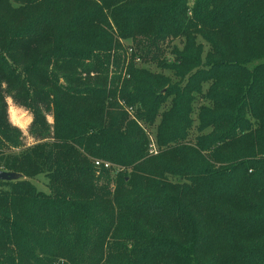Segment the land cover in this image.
Masks as SVG:
<instances>
[{"label": "trees", "instance_id": "obj_1", "mask_svg": "<svg viewBox=\"0 0 264 264\" xmlns=\"http://www.w3.org/2000/svg\"><path fill=\"white\" fill-rule=\"evenodd\" d=\"M256 1L194 0L189 7L188 0H0V170L20 175L0 181V264H125V256L129 264H264V63L254 67L252 80L244 84L241 67L264 56V10ZM169 37L185 39L181 48L172 46L174 63L160 60ZM199 37L202 42L197 43ZM116 38L142 43L146 60L169 73L136 71L125 82L128 89L116 91L115 82L107 87L109 58L94 56V50L119 49ZM202 46H209L208 57L213 54L207 63L194 54ZM119 60L115 58L117 66ZM82 67L99 73L98 84L74 87L80 80L73 72ZM27 81L40 93L16 100L27 109L37 98L53 104V138L65 148L67 169L53 170L50 142L19 152L17 143H7L16 131L3 118L1 85L13 94ZM107 95L111 105L116 95L127 105H141L143 112L137 116L148 123L163 106L156 137L159 144L170 146L149 164L154 172L145 169L149 160L141 130L129 124L124 113L108 112ZM63 98L70 101L69 111L61 112ZM192 115L198 149L181 143L193 124ZM37 124V133L47 136L46 122ZM229 142L258 152L232 161L225 152ZM205 150L213 162L226 167L204 172L198 164L205 163L200 154ZM85 156L185 183L158 182L159 194L133 186L126 193L124 187L134 176L126 182L118 173L113 198L117 216L123 209L134 221L154 219L158 227L151 234L136 227L119 234L125 225L118 223L110 234L112 229L104 232L105 222L90 212H106L111 201L104 199L103 185L92 184ZM103 165L97 167L104 176L110 169ZM38 175L45 176L51 195L31 182ZM213 187L225 192L218 194ZM86 193L96 200L84 204ZM227 193L231 199L223 196ZM129 194L141 204L122 207ZM99 195L106 201L97 199ZM246 196L254 199L251 205ZM79 201L88 210L82 211ZM76 226L82 233H70ZM56 244L65 245L63 263L47 257L55 253ZM126 244L131 245L128 251ZM36 246L40 258L32 255Z\"/></svg>", "mask_w": 264, "mask_h": 264}, {"label": "rangeland", "instance_id": "obj_2", "mask_svg": "<svg viewBox=\"0 0 264 264\" xmlns=\"http://www.w3.org/2000/svg\"><path fill=\"white\" fill-rule=\"evenodd\" d=\"M194 0H188V6L191 7L192 6V2ZM258 3H260L258 5ZM256 5L258 8H260L261 10H264V0H257L256 1ZM256 7V8H257ZM120 48L119 49H113L110 50L108 52H103V51H99V50H94V56L102 59V57L104 55L108 56V61L105 64V68L107 70V87L110 86V83H116L115 87L117 88L116 91H120V89L125 90L128 89V83H125L126 80H129L130 76L132 77L133 75H137L136 71H142V70H148L151 73L154 72H160V71H164L161 68L156 67V64L153 62H150L149 60H146V55L148 56L147 52H145L146 50H143L142 47V43H136L134 40L132 39H120V38H116ZM180 42H185L184 38H174V37H169V41L167 43H164V45H162V50H161V54L163 55L161 57L160 60H164L166 62H170V63H174L173 61V57H172V48L173 47H177V48H181V43ZM196 42H202V39L199 37L196 39ZM205 45V44H204ZM173 46V47H172ZM196 46V45H195ZM236 48L239 50H242L241 46H239L238 44H236ZM149 52V51H148ZM154 51L151 50L150 54L152 55ZM209 46L208 47H204L202 46L201 48V52L200 49L198 47H196V50L194 51V54L197 55V57L199 56V59L202 63L209 61L210 59H212L213 54L211 57H208L209 55ZM119 58V63L118 66L115 63V58ZM87 62V61H86ZM260 63H264V56H258L254 59L249 60L248 63L245 64V66H241L244 71H245V75L246 78H244L242 84L246 83V81L248 80H252L253 77V70L254 67H256L257 65H259ZM87 64V63H86ZM232 65H235L234 63ZM118 67V68H117ZM64 68V67H63ZM131 70V71H130ZM134 70V71H133ZM91 71V70H90ZM129 71V72H128ZM76 72V71H75ZM75 72H73V75H76V77L80 80L78 81V84L74 87H76V89L78 90H82L83 86L86 85H95L98 84V81H96L99 78V73L95 72L93 70V72H87L85 67L79 68L77 69L76 74H74ZM165 73H169L167 70L164 71ZM69 73V71L67 72ZM72 74V73H69ZM230 81L234 82L236 79L234 78H228ZM63 79L60 80L61 83L64 84ZM94 81V82H92ZM96 81V82H95ZM66 82V81H65ZM80 82V83H79ZM174 82V80H173ZM73 87V86H72ZM161 87H163V85L158 86L156 89L157 91H159L161 89ZM1 89L2 91V95L4 96L3 100H4V105H5V113L3 114V118L5 121L8 122V124L11 126V128L13 130H15L16 132L14 133L16 136H11L9 138V141H7V143L11 146H14V143H17L19 146L15 148V152H19L20 149L22 150L23 148L29 147V146H33L35 144H38L39 142H50L52 143L54 146V156H53V170L56 172H58L59 170L68 167V163H67V159L64 158L65 156L63 155V151H64V147H62L60 144L59 145H55L59 142L58 139L53 138V126H54V106L52 103H45V100H39L40 98H37L34 101V106L32 109H27L25 108L23 105H21L19 103L18 100L16 99H28L29 95H32L33 92H37L40 93L41 89H39L37 86H30V83L24 82V85L21 86L18 90H15L13 94L5 93L4 91L6 90V86L4 83H2L1 85ZM20 93V94H19ZM14 95V96H12ZM19 95L21 96V98H19ZM15 97V98H13ZM63 97H67V96H63ZM52 98V97H51ZM49 100V99H48ZM107 101V105H109V110L108 112H113V113H124L126 115V120L127 122H129V124H133L136 125L142 132L143 137L145 139V158L147 160H149L148 162H146L147 165H145V169L146 170H150L151 171V165L149 164H154L157 162V158L159 157V155L164 152L169 146L168 145H161L158 143L157 141V125L159 123V118L158 115H160L163 111V106L161 105L160 109L157 112V116L155 117V119L151 122L148 123L144 120H142L140 117H138L137 115L139 113L143 112V108L140 105H127L125 104V101L122 100V98L120 99L118 95H116V104H112L111 105V100L110 97L107 95L106 99ZM110 100V101H109ZM59 105L61 107V112L62 111H66L70 109V101H66L65 98H63V100L59 101ZM81 106V105H80ZM36 117V118H35ZM193 117V124L191 126V128L188 131V134L186 135V138L181 142L184 143L186 147L191 148V149H196V142H194L196 135L198 134L197 130H196V119L195 116L192 115L191 118ZM46 122L47 126H48V135L41 137L42 135H39L37 133V130L39 129L37 122L39 123H43ZM204 134V133H203ZM190 135V136H189ZM199 136V134H198ZM3 142V141H2ZM3 144V143H2ZM69 145L75 147V149L80 153L83 154V151L81 149H79L74 143H68ZM5 145V143H4ZM7 146V145H6ZM227 149H226V154L228 157H230L232 159V161H239V160H244L245 157H248V155H250L251 153H255L256 151L258 152V150H254L253 152H250V148H247L246 146H244L242 143L239 144V142L237 143H230L227 145ZM198 149V148H197ZM201 152V151H200ZM202 158L205 160V163H200L198 164L199 167H202V170L204 172H212V171H217L219 168H225L226 166L223 165L224 163H219V162H213V160L210 157V150H205L203 152L200 153ZM75 157V154L74 156ZM87 161L89 162V169L92 171L91 175L93 176L94 181H92V184L96 183L98 186H102L104 187L103 190H101L103 193L102 195H106L104 197V199H108L111 201V209L109 208L106 212H103L100 209H96V208H92L90 209L91 213H95V218L99 220V222L104 221L106 224V228H104V232H107L108 230H111L109 233L113 234V229L115 227H117L119 224L124 223L125 225V230L118 232L119 234H129L126 232H129V230H131L133 227H136L138 231L141 232H147V234H151L150 232H154V229H156L158 227V222H156V220L154 219H143V220H135L132 218V215L129 214H125V211L122 209L120 210V215H124L123 217H118L117 216V208L115 206V203L113 202V198L115 196L116 190H117V181H118V176L123 177L125 176V181L127 182L130 175L134 176V181H132L129 185L124 187V190L127 191L126 193H129L132 189L131 187L133 186V189H138V190H142L144 192L147 193H156L159 194L160 191L157 187V183L158 182H167V183H176L177 179L181 182V183H185V179L182 178H175L173 176L167 175L165 174V178L164 179H159L158 175L156 174H152L151 172H154L153 170L150 172V175L139 170V171H134V170H130L129 168L126 169L123 166L105 161L104 159H97V158H92L89 156H85ZM161 159V158H160ZM228 161L230 162V160L228 159ZM103 163V164H108L109 165V169H110V173L106 174L103 176V173L100 171V169L96 166V163ZM227 162V163H229ZM145 164V163H144ZM119 173V174H118ZM118 174V176H116ZM64 177V175L62 176ZM188 177H191V175H188ZM132 178V177H131ZM81 181H85L83 179H81ZM31 182L33 183V185L36 187L37 190L44 192V194L46 195H51V193L53 192V190H50L47 187V180L45 179V176L43 175H38L36 177H34ZM135 185V186H134ZM215 188V187H213ZM1 189V187H0ZM217 189L215 192H217L218 194L220 192H225L224 189L220 190L219 187L215 188ZM129 191V192H128ZM217 193H215V195H217ZM89 193H86L84 195H86L85 200H84V204H89L90 202H93V200H96L94 197L88 195ZM221 196V195H220ZM227 199H231L232 196L230 193H227V195H224ZM247 197V196H246ZM144 198V196H143ZM97 199H101L103 202H105L106 200H104L100 195L98 196ZM145 199V198H144ZM243 200L242 203H244ZM80 202V201H79ZM225 202H230V201H225ZM254 202V199L249 200V197H247V204L251 205ZM82 202H80V204H82V211L83 210H88L87 206H85ZM140 205L141 203H137L136 197H130L129 194V198L126 200L125 204L122 205V207L128 205L130 208L132 207V205ZM119 215V213H118ZM251 215V214H250ZM253 216V214H252ZM108 220L109 222H111L110 224H108ZM119 223V224H118ZM67 226V225H66ZM250 228V226L247 227V233H248V229ZM74 229V230H73ZM82 233V229L80 227L77 228L76 227H72L71 232L70 233ZM136 234V233H133ZM132 234V235H133ZM146 234V233H145ZM156 233H152L151 236L155 235ZM110 236V235H109ZM56 248H55V253L52 256H47V257H51L53 259V261L55 260V263H63L65 262V260L63 259V257H66V250L62 249V247H64V244H56ZM127 246H123L127 251L128 248L131 249V245L130 244H126ZM68 246V245H67ZM72 246V245H71ZM80 246V245H79ZM136 246V245H135ZM104 258L106 257V249L104 248ZM72 252L76 253L75 247H72ZM32 255L34 257H42L41 253L39 252V249L36 246L35 251L32 253ZM92 254H88V256H91ZM3 256H6V252L3 251ZM123 262L125 264H129V258L127 256L123 257ZM26 263H29V261H26Z\"/></svg>", "mask_w": 264, "mask_h": 264}, {"label": "water", "instance_id": "obj_3", "mask_svg": "<svg viewBox=\"0 0 264 264\" xmlns=\"http://www.w3.org/2000/svg\"><path fill=\"white\" fill-rule=\"evenodd\" d=\"M20 177L19 174L0 170V181H14Z\"/></svg>", "mask_w": 264, "mask_h": 264}, {"label": "built area", "instance_id": "obj_4", "mask_svg": "<svg viewBox=\"0 0 264 264\" xmlns=\"http://www.w3.org/2000/svg\"><path fill=\"white\" fill-rule=\"evenodd\" d=\"M100 165H101V163H99V162L96 163V166H100ZM103 167L108 168L109 165L108 164H104Z\"/></svg>", "mask_w": 264, "mask_h": 264}]
</instances>
